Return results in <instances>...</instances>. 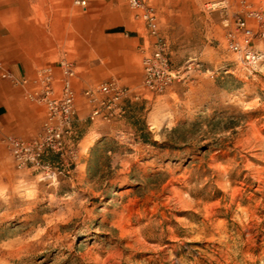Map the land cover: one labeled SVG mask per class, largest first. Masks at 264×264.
<instances>
[{
    "label": "rangeland",
    "instance_id": "1",
    "mask_svg": "<svg viewBox=\"0 0 264 264\" xmlns=\"http://www.w3.org/2000/svg\"><path fill=\"white\" fill-rule=\"evenodd\" d=\"M75 1L5 6L37 78L73 67L76 114L53 177L18 168L0 131V264H264V36L252 67L225 38L264 0ZM157 36L175 77L151 94ZM109 80L129 90L124 113L92 121L84 91Z\"/></svg>",
    "mask_w": 264,
    "mask_h": 264
},
{
    "label": "built area",
    "instance_id": "2",
    "mask_svg": "<svg viewBox=\"0 0 264 264\" xmlns=\"http://www.w3.org/2000/svg\"><path fill=\"white\" fill-rule=\"evenodd\" d=\"M84 5L85 0H76ZM133 8H141L139 0H129ZM152 11V10H151ZM149 11L144 17L153 25L154 16ZM253 20L252 21H250ZM257 24L255 28L254 24ZM228 26V23L225 24ZM152 29V34H155ZM264 36V12L247 10L245 15L237 16L233 27H227L226 42L229 49L237 54L239 63L244 67L254 66L262 55L254 48L255 36ZM167 44L157 36L152 51H144L143 87L151 94H162L175 77L169 66ZM63 76L59 80V91H56V77L51 66H45L38 71V87L29 91L26 97L45 104V116L40 131L30 138L6 136L3 140L8 147L15 165L20 168L39 169L46 177L56 175L57 167L48 159L49 154H55L61 159L65 157L71 145L72 123L76 114L75 91L72 84L74 69L68 62L61 64ZM0 70L5 72L0 63ZM5 75L11 78L9 72ZM24 83V82H23ZM129 90L116 80L102 82L87 88L84 96L90 106L89 119L101 118L110 122L124 113L123 101L128 97ZM2 121L0 119V131Z\"/></svg>",
    "mask_w": 264,
    "mask_h": 264
},
{
    "label": "crops",
    "instance_id": "3",
    "mask_svg": "<svg viewBox=\"0 0 264 264\" xmlns=\"http://www.w3.org/2000/svg\"><path fill=\"white\" fill-rule=\"evenodd\" d=\"M13 2L15 0H0V63L5 72L11 75L9 78L0 70V119L5 134L30 138L40 130L46 108L43 102L26 98V94L39 83L33 64L38 61L20 52L22 39L19 35L22 31L18 22L15 25L16 31L15 26H12L8 34L4 31L6 20L12 13L11 7L5 6ZM56 81V91H59V80ZM82 114L78 112V115Z\"/></svg>",
    "mask_w": 264,
    "mask_h": 264
},
{
    "label": "trees",
    "instance_id": "4",
    "mask_svg": "<svg viewBox=\"0 0 264 264\" xmlns=\"http://www.w3.org/2000/svg\"><path fill=\"white\" fill-rule=\"evenodd\" d=\"M112 31H117V32H121V31H123V29L121 28V27H118V28H115L114 30H112ZM56 157V155L55 154H49V158H55Z\"/></svg>",
    "mask_w": 264,
    "mask_h": 264
}]
</instances>
